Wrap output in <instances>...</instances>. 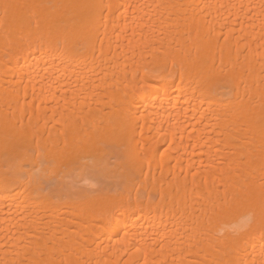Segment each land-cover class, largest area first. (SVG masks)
<instances>
[{"label": "bare ground", "instance_id": "1", "mask_svg": "<svg viewBox=\"0 0 264 264\" xmlns=\"http://www.w3.org/2000/svg\"><path fill=\"white\" fill-rule=\"evenodd\" d=\"M0 264H264V0H0Z\"/></svg>", "mask_w": 264, "mask_h": 264}]
</instances>
